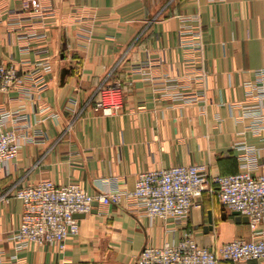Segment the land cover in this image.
<instances>
[{"label": "crops", "instance_id": "crops-1", "mask_svg": "<svg viewBox=\"0 0 264 264\" xmlns=\"http://www.w3.org/2000/svg\"><path fill=\"white\" fill-rule=\"evenodd\" d=\"M40 1L32 13L27 0H0V64L46 81L39 94H0V114L27 115L21 133L32 138L0 165V264H134L145 246L186 232L208 248L252 239L249 222L204 194L183 223L97 202L63 250L15 247L23 203L12 194L44 179L99 194L133 190L140 172L180 165L206 164L212 175L264 171V119L258 131V117L244 115L254 104L247 83L264 68V0ZM183 29L199 36L200 52L182 46ZM111 86L122 105L108 115L96 106Z\"/></svg>", "mask_w": 264, "mask_h": 264}, {"label": "built area", "instance_id": "built-area-1", "mask_svg": "<svg viewBox=\"0 0 264 264\" xmlns=\"http://www.w3.org/2000/svg\"><path fill=\"white\" fill-rule=\"evenodd\" d=\"M32 13L41 11L40 0H27ZM182 46L202 50V43L191 31H181ZM44 71H50V64L39 62ZM188 84L191 79H188ZM248 98L254 103L245 108V116H256L254 128L260 131L264 116V68L256 72L255 80L247 83ZM46 88L43 74L36 75L27 70L19 74L14 64H0V94L11 91L30 95L42 93ZM101 99L96 109L111 115L122 105L119 87H102ZM180 94V93H179ZM197 94L187 96L186 101H194ZM42 113L49 112L41 107ZM9 112L0 114V165L16 160L24 142L31 137L21 133L29 127L28 116ZM50 115H54L50 113ZM253 153L254 150H248ZM246 158V157H245ZM204 194L218 198L219 202L231 212H239L249 218L253 238H238L218 247H204L198 244L191 232H186L179 240L165 242L158 246H145L134 264H220L264 260V231L259 228L264 223V171L254 174L243 170L224 175H212L206 164L173 166L166 169H152L140 172L135 188L124 190L112 188L99 194H90L78 183L58 185L50 179L36 184H28L15 190L14 197L23 203L22 221L19 228L11 234L15 247L27 249L33 246L51 245L63 250L66 240L80 232L77 215L88 214L94 203L121 205L137 208L151 221L166 222L169 219L183 223L191 213L196 200Z\"/></svg>", "mask_w": 264, "mask_h": 264}, {"label": "water", "instance_id": "water-1", "mask_svg": "<svg viewBox=\"0 0 264 264\" xmlns=\"http://www.w3.org/2000/svg\"><path fill=\"white\" fill-rule=\"evenodd\" d=\"M97 204V201L94 203V205ZM233 214L236 216L237 221H243V222H249V218L247 216H241L239 212H233ZM79 215H77L78 217ZM209 227L212 228L213 220L211 216H209Z\"/></svg>", "mask_w": 264, "mask_h": 264}]
</instances>
